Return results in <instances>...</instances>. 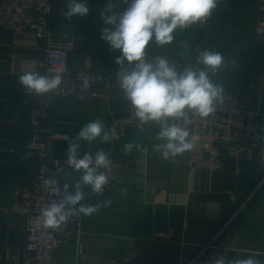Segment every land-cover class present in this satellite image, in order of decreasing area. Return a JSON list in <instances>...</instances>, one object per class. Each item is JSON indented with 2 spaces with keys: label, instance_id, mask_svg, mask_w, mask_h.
Instances as JSON below:
<instances>
[{
  "label": "crops",
  "instance_id": "crops-1",
  "mask_svg": "<svg viewBox=\"0 0 264 264\" xmlns=\"http://www.w3.org/2000/svg\"><path fill=\"white\" fill-rule=\"evenodd\" d=\"M51 1V40L74 41L66 53V66L96 72L105 79L93 87L95 97L53 99L52 128L69 134L71 141L93 119L102 120L106 130L110 116L124 114L131 105L116 78L120 65L115 60L121 53L111 51L101 39L105 25L100 12L107 0H87L89 15L72 20L63 15L67 0ZM259 17L257 0H220L207 22L177 29L171 44L157 46L150 41L146 52L150 59L162 56L181 69L194 64L200 50L219 52L224 64L210 76L260 113L264 144V35L254 34ZM45 47V41L31 32L15 38L0 28V264H23L31 256L25 249L26 215L13 208L15 192L32 185L39 158L36 152L31 160L23 161L9 149L21 150L30 138L29 118L36 96L27 94L19 83L25 73L20 61L24 56L43 57ZM159 130L156 123L143 124L113 147L100 139L91 145L80 142L81 155L103 149L122 166V172L115 186L100 198L85 186L81 203L103 205L110 200L111 205L91 216L73 215L80 220L79 233L73 229L56 250V258L63 264H104L120 257H130L131 264H190L204 256L206 245L214 244L226 249L228 259L255 255L264 264V163L259 154L243 158L238 171L228 163L213 171L191 169L185 164L187 152L163 160L154 150L161 142L155 139ZM69 142L50 145L49 154L59 164L50 166L48 172L56 184H68L70 193L81 173L65 163ZM127 143L139 148L126 153ZM156 206L165 207V231L156 229Z\"/></svg>",
  "mask_w": 264,
  "mask_h": 264
},
{
  "label": "clouds",
  "instance_id": "clouds-1",
  "mask_svg": "<svg viewBox=\"0 0 264 264\" xmlns=\"http://www.w3.org/2000/svg\"><path fill=\"white\" fill-rule=\"evenodd\" d=\"M125 7L116 11L113 0H107L100 12L105 27L101 29V39L107 42L111 51L119 50L121 55L115 60L120 65L116 78L126 100L140 124L156 123L160 126L155 139L161 141L154 150L163 160L174 159L192 150L193 142L187 125L193 117L205 118L216 111L224 101L223 88L214 83L210 73H215L224 64L219 52L208 49L198 51L197 68L188 63L182 69L167 58H149L146 52L150 41L157 46L171 44L177 29H186L196 24H204L217 8L220 0H123ZM90 13L87 0H67V20L83 18ZM19 83L29 95H44L59 88L62 77L59 73L44 76L37 72L20 75ZM97 139L109 143L111 133L105 130L100 119L85 123L67 148V164L81 173L63 203H52L42 212L43 227L58 229L73 215L91 216L100 208L108 207L111 201L88 205L85 200V186L95 194L103 193L110 178L102 169L111 166L110 155L103 149L93 154H80L81 141L91 145ZM139 145L127 143L126 153ZM55 186V180L45 182ZM67 190L68 184L64 185ZM215 264H261L255 255L242 259H227L223 256Z\"/></svg>",
  "mask_w": 264,
  "mask_h": 264
},
{
  "label": "built area",
  "instance_id": "built-area-1",
  "mask_svg": "<svg viewBox=\"0 0 264 264\" xmlns=\"http://www.w3.org/2000/svg\"><path fill=\"white\" fill-rule=\"evenodd\" d=\"M257 2L260 17L256 22L254 34L263 36L264 0ZM113 3L116 8L124 5L123 0H113ZM51 12V0H0V28L10 32L15 38L31 32L35 38L44 40L46 44L43 57L24 56L20 61V69L44 76L59 73L62 77L58 89L33 98L29 118L30 138L21 150L9 149L11 153L18 152L23 161L31 160L36 152L39 158L32 185L15 192L17 202L13 211L23 213L27 218L25 249L31 256L24 260L23 264H63L56 258V250L66 242L74 228L79 233L80 220L75 216L69 217L58 229L43 227L42 210L52 203H63L69 193L64 186L58 184L50 186L45 183L52 180L48 172L49 167L59 164V161L49 154L50 145L57 141L69 142L71 139L69 134L52 128L51 103L55 98L95 97L97 93L93 87L105 80L96 72L73 70L66 66V53L73 49L74 41L71 38L62 43L51 40L48 29ZM193 65L197 68L203 67L196 65V61ZM189 118L191 123L187 127L194 145L192 150L187 152L185 160L189 168L213 171L228 163L232 170L238 171L241 160L252 158L256 152L264 163L260 113L235 93L224 90L223 103L218 105L216 111L208 117H193L189 114ZM142 126L131 107L124 114L110 116L106 131L112 136L111 147L129 131L139 130ZM110 160L111 166L102 169L110 178L109 184L105 186L103 193H93L95 198H100L111 190L122 172V166L111 156ZM230 197L235 200L232 192ZM203 252V257L194 258L190 264H215V260L221 256L228 259L226 249L214 244L206 245ZM131 262L130 257H120L110 259L104 264H131Z\"/></svg>",
  "mask_w": 264,
  "mask_h": 264
},
{
  "label": "water",
  "instance_id": "water-1",
  "mask_svg": "<svg viewBox=\"0 0 264 264\" xmlns=\"http://www.w3.org/2000/svg\"><path fill=\"white\" fill-rule=\"evenodd\" d=\"M155 224L158 231L166 230V217H165V207L156 206L155 211Z\"/></svg>",
  "mask_w": 264,
  "mask_h": 264
}]
</instances>
